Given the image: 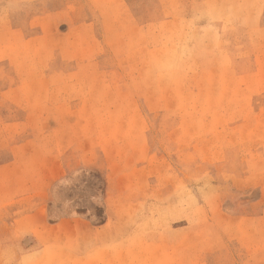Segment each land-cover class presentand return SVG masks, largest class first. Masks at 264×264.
<instances>
[{"label":"rangeland","instance_id":"1","mask_svg":"<svg viewBox=\"0 0 264 264\" xmlns=\"http://www.w3.org/2000/svg\"><path fill=\"white\" fill-rule=\"evenodd\" d=\"M0 264H264V0H0Z\"/></svg>","mask_w":264,"mask_h":264}]
</instances>
